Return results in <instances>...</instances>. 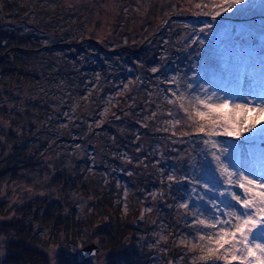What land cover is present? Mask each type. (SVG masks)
<instances>
[{
  "label": "trees",
  "instance_id": "obj_1",
  "mask_svg": "<svg viewBox=\"0 0 264 264\" xmlns=\"http://www.w3.org/2000/svg\"><path fill=\"white\" fill-rule=\"evenodd\" d=\"M50 2L54 11H46L39 4L29 7L19 0H0V264H52L54 254L58 264L69 257L79 264H94L83 260L72 249L83 236L94 239L101 250L103 260L95 264H150L154 250L148 244L163 225L170 234L166 239L167 259L162 264H189L190 260V264H206L193 259L201 255L197 249L186 248L188 244H180L176 239L191 231L186 221L190 222L192 217L179 207L185 200L184 192L190 187L182 178L191 176L194 166L196 173H202L201 178L206 179L204 175L212 167L211 158L202 143L193 141L198 139L194 135L168 141L171 132L162 131L165 117L151 114L154 107H171L165 103L164 90L169 88L166 82L172 70L183 73L182 76L191 74L192 70L185 69L186 62H180L177 67L175 61L159 64L158 71L153 73L158 51L162 49L169 58L178 57L180 48L191 54L192 50L185 48L181 41V35L188 29L184 20L177 17L196 15L200 9L193 0L189 4L186 0H164L159 4L165 8L154 19L151 11L155 3L147 0L136 9V14L125 19L126 0H120L108 30L114 38L105 35V31L100 35L93 32L90 39L80 40L70 39L71 31L62 29L72 28L74 17L61 18L60 12L73 9L74 5L65 0ZM90 8H98L97 1ZM185 11L186 14H181ZM30 14L34 16L32 19L28 17ZM168 16L173 19L167 21L161 36L152 38L155 24L160 26ZM137 18L144 22L138 35L129 28ZM254 20L253 28L264 24L263 18ZM130 32L133 37L122 40ZM164 34L167 43L160 46L157 41ZM207 51L198 56L204 62L215 64L217 55L212 49ZM129 73L132 81L123 95L116 94ZM89 84L90 93H85ZM77 98L83 99V105L90 102V114L84 116L90 124L100 118L109 102L111 107L102 126L113 127L114 137L124 147H133L130 159L136 164L141 161L139 171L131 178L134 194L127 197L126 213L115 173V178L112 174L100 179L91 177L89 187L79 178L81 173L58 166L61 158L59 162L46 158L54 140L52 127L61 121L65 108L70 109ZM50 124L49 133L46 127ZM97 130L93 127L90 135ZM70 135L72 129L67 136ZM97 144L102 152L101 145ZM157 145L162 146L161 150L156 149ZM171 167L175 179L167 185L165 180ZM103 170L108 171L106 167ZM32 176L48 177L47 192H35ZM19 185L33 195L23 196L21 203L9 201L11 187ZM153 188L159 191L157 205L149 197ZM71 191H78L88 200V205L77 209L69 197ZM196 204L197 200L189 201L190 209L195 210ZM148 205L153 208L146 212L144 208Z\"/></svg>",
  "mask_w": 264,
  "mask_h": 264
},
{
  "label": "snow or ice",
  "instance_id": "obj_2",
  "mask_svg": "<svg viewBox=\"0 0 264 264\" xmlns=\"http://www.w3.org/2000/svg\"><path fill=\"white\" fill-rule=\"evenodd\" d=\"M193 2L200 9L196 15L211 20L202 21L199 33L214 40L219 37L215 54L224 61L222 75L218 79L215 68L205 63L199 73L170 77L167 83L175 88L164 90L165 103L171 107L164 113L168 127L162 130L197 137L195 142L204 145L219 180L210 184L194 166L192 175L182 178L190 187L188 199L179 207L192 220L186 221L191 231L182 234L180 242L197 249L201 255L193 259L206 264H264V52L258 55L253 42L255 20L247 26L227 22L247 18L256 5L253 0ZM192 44L203 47L205 39L197 37L189 47ZM224 48L232 53L231 70L221 52ZM156 116L153 111L152 117ZM178 126L184 130L177 133ZM174 179L168 176L169 181ZM197 187L213 193V198L206 200ZM191 200H197L195 210L189 207ZM52 264H58L56 254ZM63 264L79 262L69 257Z\"/></svg>",
  "mask_w": 264,
  "mask_h": 264
},
{
  "label": "rangeland",
  "instance_id": "obj_3",
  "mask_svg": "<svg viewBox=\"0 0 264 264\" xmlns=\"http://www.w3.org/2000/svg\"><path fill=\"white\" fill-rule=\"evenodd\" d=\"M20 2H24L29 7L34 4H39L41 7H45L46 11L51 10V2L50 0H19ZM67 3L74 5V8H65L64 11L62 10L60 12V17L64 18L66 16H73L74 20L72 21V28L62 27L63 30L66 32L71 31V37L70 39H80V40H87L90 39V34L95 33L96 35L103 34L105 31L108 36L109 35V27L111 25V18L114 8L116 9V5L120 0H65ZM97 1L98 8H90V5L94 4ZM147 0H126V7L124 10H127V13L125 15V19L129 18L130 14H136V9L141 6L142 3H146ZM164 0H150L151 3H155V7L151 11L152 17L155 19L160 10L164 9L162 8L163 4L160 5L159 3L163 2ZM191 0H186V4H189ZM256 7L253 10L252 13L249 14L247 18L240 17V18H234L231 21H227L231 24H237V25H245L247 26V21L249 19H258L263 18L264 21V6L261 4V0H253ZM46 5V6H45ZM182 6L186 9L187 6ZM51 11H54L51 10ZM125 13V12H124ZM186 14V11L181 13ZM30 19H32L33 15H28ZM138 17H141V15H138ZM171 16H168L166 20H164L162 23H160V26L155 24L157 26L155 30L153 31L152 38L153 37H160L161 31L164 30V27L166 25V22L170 20ZM179 19H183L184 23L188 25L187 32L183 33L181 35V41H183V46L187 48L188 50H192V53L187 55L184 52V49H179L178 57L175 58H169L162 49L158 51L157 55V61L153 65V68H156L159 64H170L173 62H177L179 67L180 62H186L185 69H192L191 74H187V76H191L194 72L199 73L202 70V67L205 63L198 55H196L197 52L202 53V51L207 50H213L215 54V49L217 47L216 40L219 39V37L216 38V40L212 39L211 37H205L203 33H199L198 29L200 27H203L202 21H209L211 22L209 17L204 16H197V15H188L183 17H177ZM173 19V18H171ZM29 20V19H28ZM142 18H137L136 21L129 24V28L132 29L133 32L138 35L141 30V26L144 22H142ZM159 21V20H158ZM157 21V22H158ZM142 22V23H141ZM160 22V21H159ZM98 24V25H97ZM103 25L105 26V30L103 29ZM170 29V26L167 27ZM128 29V28H127ZM193 29H196L194 32ZM247 29L245 28V31ZM114 38V36H112ZM129 37H133V34L131 35V32L129 35H127L125 38L122 37V40H128ZM199 38L205 39V45L203 47H200L199 44H192L191 47H189V44ZM134 40V39H132ZM158 45L162 46L165 43H167V37L166 34L163 35L162 39H158ZM253 42L256 46L257 54L259 55L261 52H264V24L261 26H256L254 28V36H253ZM182 45V42H180ZM221 52L223 54V57L227 60V66L228 69L231 70L233 66L232 62V53L231 50L228 48L221 49ZM216 55V54H215ZM224 61L221 59L220 55H217V58L215 60V64L207 63L210 67H214L217 73V78L219 79L222 75V69L221 64ZM196 64L197 67L193 69L191 65ZM81 65V64H80ZM189 66V68H188ZM175 74H180L181 76L183 73H180L176 70H172L170 73V77H172ZM98 77V75H97ZM210 77H205L204 79H209ZM133 79V76H131V73H129V77L127 81L123 84V86L118 87L116 90V94L123 95V91L127 87L128 82H131ZM167 83V82H166ZM167 85H169L167 83ZM175 88V85H169V88ZM168 87H165L167 89ZM90 84L88 85L85 93H90ZM87 97V95H86ZM83 99H76L70 106L71 108H65V113L63 112V115L61 117V121L57 122V124L52 127V136H54V140L50 143V149L46 154V158H53L56 159L57 162H59V158H61V164L58 163V166H63L66 171L71 172H79L81 175L79 178H82V180L90 187L89 183L92 179H100V177H104L106 174H116V186L122 188V198H123V211L124 213L128 210V203H127V197L130 195V193L134 194V191L132 189L133 184L131 183V178L134 174V172L139 171V165L141 164V161L137 164L134 163L133 159H130L132 153H133V147H124L123 143L118 139L114 137V128L108 127V126H102L103 118L107 113V110L111 107L110 103L108 102L105 107L103 108L101 112L100 118L96 121L90 124V121H87L84 116H87V114H90V102L88 101L86 105L82 104ZM110 105V106H109ZM64 106V105H63ZM168 109L164 108H156L154 107L153 111H156L157 114H159L162 118L165 117L164 123L163 119H160L159 121L163 124V129L165 127H168L167 124H165V121L169 119L168 116L164 115V113ZM151 111V114L152 112ZM85 123H84V122ZM82 124H84L85 128H82ZM114 125V124H113ZM93 127H96L98 130L93 135H90V130L93 129ZM181 128V129H180ZM47 132H51V124L46 127ZM72 129V135L67 136L68 133L71 132ZM184 130L183 126H178L176 128L177 133ZM119 130V129H118ZM163 131V130H162ZM165 132V131H164ZM120 135V132H119ZM118 135V137H119ZM180 135L173 136L169 134L167 136L168 141L172 142L174 139L180 138ZM183 137V136H182ZM192 137V136H191ZM185 138V137H184ZM62 139V140H61ZM218 140H223L226 138H216ZM193 141H196L193 139ZM101 145L102 152H100L98 148V144ZM191 143V141H190ZM103 145L107 146L108 148L103 147ZM162 146L157 145L156 149L161 150ZM130 150V151H129ZM105 151V152H103ZM200 152V151H199ZM201 154V153H200ZM158 157V156H157ZM159 159V157L156 159ZM194 163H197L196 157H194ZM99 164L100 166L96 168V165ZM107 168L108 171H104L103 168ZM157 172V170H156ZM174 174V168L169 169V175L172 176ZM106 175V176H107ZM161 174L159 173V176ZM115 178V175H113ZM32 182L35 183L36 187L34 188L35 192H39L38 194H43L46 191L47 188H49L47 184L48 177H38V176H32L30 177ZM204 178L208 179L210 184L214 181H218L219 177L218 174L214 173V166L210 168V171L207 172V174L204 175ZM161 182V179H160ZM165 183L167 185L170 184V181L168 178H166ZM41 184V185H40ZM17 186V185H16ZM13 186L11 187V197L9 198V201H16L18 203H21L24 201L25 198L23 196L27 195H33L32 192L27 190L25 187L19 185L18 187ZM43 186L45 189H42ZM158 186V184H157ZM237 191H240L237 189ZM157 192L158 188H153L150 191L149 197L151 198V201L154 205H157L158 200L157 198ZM197 192L199 194H202L205 196L206 200H210L213 198V193L206 192L203 188H197ZM146 193V190L144 191V194ZM185 200L188 199L189 193L188 190L184 192ZM69 197L74 201L77 209H83V207L88 205V200L84 199L81 194H79L78 191H71L69 192ZM194 201V200H191ZM126 206V211H125ZM153 208V205H148L146 208H144V211L148 212V209ZM163 215V213H162ZM164 218V217H163ZM170 234L169 229H167V226L163 225L159 228L158 234L154 238V240L148 244V246L154 250L152 261L150 264H162L163 260L167 259V252H168V246L166 239L168 238V235ZM163 237V239H162ZM180 244V239H176ZM166 241V242H165ZM96 243L94 239H90L88 236L81 237L80 239H77V244L72 245V249L80 255L82 258V255L80 253V249L88 244V243ZM98 245V244H97ZM191 248V245L186 246V248ZM191 259V257H189ZM103 260V255L101 253V250L99 248L98 252V258H94L93 256L87 258L88 262H92L95 264V262L101 263ZM204 262V261H202ZM192 263V260L189 261V264ZM211 264V262H208ZM169 264H178L177 262H170ZM218 264H223V262H218Z\"/></svg>",
  "mask_w": 264,
  "mask_h": 264
},
{
  "label": "water",
  "instance_id": "obj_4",
  "mask_svg": "<svg viewBox=\"0 0 264 264\" xmlns=\"http://www.w3.org/2000/svg\"><path fill=\"white\" fill-rule=\"evenodd\" d=\"M89 250H92L96 253V255H91ZM98 252H99V246L95 243H88L86 245H84L81 249H80V253L82 255V259L87 261V258L93 256L94 258H98Z\"/></svg>",
  "mask_w": 264,
  "mask_h": 264
}]
</instances>
